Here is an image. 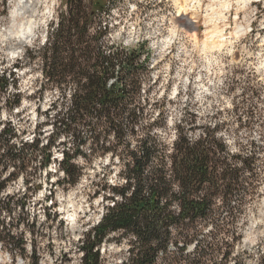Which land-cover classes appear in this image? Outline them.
I'll return each mask as SVG.
<instances>
[{
  "label": "trees",
  "instance_id": "trees-1",
  "mask_svg": "<svg viewBox=\"0 0 264 264\" xmlns=\"http://www.w3.org/2000/svg\"><path fill=\"white\" fill-rule=\"evenodd\" d=\"M105 12L100 0H65L49 26L37 57L40 93H60L47 111L53 114H45L50 138L41 147L35 136L29 143L16 142L12 129L0 127V177L12 169L0 181V192L5 182L24 179L28 170L30 175L45 169L62 136L56 183L76 186L102 158L108 167L118 166L121 181L96 184L93 195L102 194L107 204L79 241L81 264H100V246L110 239H125L129 246L120 264H240L234 249L243 207L259 193L262 147L248 137L246 143L228 142L217 124L203 127L189 110L169 133V100L150 99V53L143 43L128 49L106 39L108 26L100 20ZM4 80L0 76V91ZM249 122L248 116L243 126ZM39 189L33 185L25 191L34 195ZM10 199L0 201V212L13 210ZM5 231L0 220L4 244H23Z\"/></svg>",
  "mask_w": 264,
  "mask_h": 264
},
{
  "label": "rangeland",
  "instance_id": "rangeland-1",
  "mask_svg": "<svg viewBox=\"0 0 264 264\" xmlns=\"http://www.w3.org/2000/svg\"><path fill=\"white\" fill-rule=\"evenodd\" d=\"M18 1L0 0V76L6 79L0 91V127L12 129L16 142L29 143L35 136L41 147L51 132L45 114L60 93H40L37 55L65 0H24L26 11L10 17ZM100 1L106 8L100 17L108 26L106 39L128 49L143 43L150 53V99L169 100V133L189 110L197 124L210 128L217 124L228 142H245L247 137L257 141L264 156V138L260 139L264 133V0ZM25 28L30 33L18 42ZM27 50L32 57L26 58ZM248 116L250 124L243 126ZM61 137L51 148L45 169L30 175L28 170L27 179L5 182L0 192V201L11 198L13 206L10 213L0 212L5 234L19 243L23 239L20 245L15 240L5 245L0 239V264H81L79 241L97 225L107 204L102 194L93 195L96 184L121 182L116 176L118 166L108 167V159L102 158L76 186L56 183L65 148ZM11 170L3 172L0 181ZM33 185L40 189L27 194L26 188ZM21 204H25L23 211ZM241 220L234 252L240 264H259L264 252V171L259 193L245 204ZM115 240L100 246V264H120L127 258V242Z\"/></svg>",
  "mask_w": 264,
  "mask_h": 264
},
{
  "label": "bare ground",
  "instance_id": "bare-ground-1",
  "mask_svg": "<svg viewBox=\"0 0 264 264\" xmlns=\"http://www.w3.org/2000/svg\"><path fill=\"white\" fill-rule=\"evenodd\" d=\"M23 1L24 0H20V1H18L17 2V7L15 8V10H13V12L11 13V16L10 17H12V16H16V15H18V14H21V11H26V9H27V4L26 5H24V3H23ZM26 8V9H25ZM31 23V22H30ZM189 24V23H188ZM26 27V26H25ZM22 28V27H21ZM31 29H32V27H30ZM30 29V30H31ZM25 33L24 34H22L20 37H19V40H18V42H21L22 40H23V35H25V34H29L30 33V31H29V28L26 30V28H25ZM28 39V38H27ZM67 214V213H66ZM71 217V216H70ZM69 217V218H70ZM73 219V218H72ZM70 223V222H69Z\"/></svg>",
  "mask_w": 264,
  "mask_h": 264
}]
</instances>
